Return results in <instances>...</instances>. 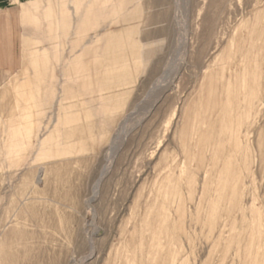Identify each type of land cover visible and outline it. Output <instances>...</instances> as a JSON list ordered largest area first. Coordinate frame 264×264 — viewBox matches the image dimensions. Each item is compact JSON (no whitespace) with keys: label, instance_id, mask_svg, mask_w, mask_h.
<instances>
[{"label":"rangeland","instance_id":"obj_1","mask_svg":"<svg viewBox=\"0 0 264 264\" xmlns=\"http://www.w3.org/2000/svg\"><path fill=\"white\" fill-rule=\"evenodd\" d=\"M2 7L0 264H264V0Z\"/></svg>","mask_w":264,"mask_h":264},{"label":"crops","instance_id":"obj_2","mask_svg":"<svg viewBox=\"0 0 264 264\" xmlns=\"http://www.w3.org/2000/svg\"><path fill=\"white\" fill-rule=\"evenodd\" d=\"M20 14L11 7L0 8V72L19 67Z\"/></svg>","mask_w":264,"mask_h":264},{"label":"bare ground","instance_id":"obj_3","mask_svg":"<svg viewBox=\"0 0 264 264\" xmlns=\"http://www.w3.org/2000/svg\"><path fill=\"white\" fill-rule=\"evenodd\" d=\"M54 23V22H53ZM65 27V26H64ZM137 53V52H136ZM41 56V55H40ZM99 58V57H98ZM46 60V59H45ZM133 61V60H132ZM36 62V61H35ZM38 62V61H37ZM36 64V63H35ZM39 64V63H38ZM45 64V63H44ZM36 66H37V64H36ZM35 66V67H36ZM95 68V67H94ZM37 69V68H36ZM35 69V70H36ZM37 71V70H36ZM40 73V72H39ZM36 76L38 75V74H35ZM38 76H40V75H38ZM39 78V77H38ZM46 78V77H45ZM56 78V77H55ZM34 80V79H33ZM37 83V82H36ZM44 83V82H43ZM33 87V86H32ZM37 87V86H36ZM41 89V88H40ZM37 90V89H36ZM39 91V90H38ZM35 92H37V91H35ZM47 93V92H46ZM46 93H44V94H46ZM43 94V93H42ZM20 95V94H19ZM37 97V96H36ZM40 98V97H39ZM37 99V98H36ZM74 99V98H73ZM78 100V99H77ZM42 101V100H41ZM39 103V102H38ZM43 103V102H42ZM66 106V105H65ZM44 107V106H43ZM45 110V109H44ZM66 110V109H65ZM31 111V110H30ZM61 111V110H60ZM32 113V112H31ZM33 114V113H32ZM50 114V113H49ZM45 117V116H44ZM98 120V119H97ZM26 121V120H25ZM46 121V120H45ZM48 123V122H47ZM37 124V123H36ZM44 126V125H43ZM50 127V126H49ZM41 129V128H40ZM16 134V133H15ZM80 134V133H79ZM54 135V134H53ZM37 137V136H36ZM4 138V137H3ZM38 138V137H37ZM54 138V137H53ZM40 141V140H39ZM70 141V140H69ZM46 142V141H45ZM43 144V143H42ZM4 145V144H3ZM18 146V145H17ZM28 148V147H27ZM8 161V160H7ZM53 182V181H52ZM44 200V199H43ZM39 208V207H38ZM53 227V226H52ZM75 228V227H74ZM25 231V230H24ZM27 234V233H26ZM58 237V236H57ZM27 238V237H26ZM21 239V238H20ZM26 240V239H25ZM29 240H30V237H29ZM28 239L26 240L27 242L29 241ZM39 240V239H38ZM4 242V241H3ZM30 242H31V240H30ZM29 242V246H30V243ZM25 245H26V243H25ZM24 245V246H25ZM27 245V246H28ZM14 248V247H13ZM15 249V248H14ZM23 249H24V247H23ZM25 249H26V247H25ZM31 249V248H30ZM16 250H18V249H16ZM27 250H28V248H27ZM10 251V250H9ZM15 251V250H14ZM13 251V252H14ZM20 251V250H19ZM29 251H31V250H29ZM29 251H28V254H29ZM21 252H23V251H21ZM12 253V252H11ZM15 253V252H14ZM14 253H12V255H15ZM8 254V253H7ZM25 254V253H24ZM31 254V253H30ZM23 255V254H22ZM27 255V254H26ZM24 256V255H23ZM7 257V256H6ZM16 257L17 256H15V258L14 259H16ZM19 257H20V255H19ZM28 257V256H27ZM30 258H31V256H30ZM6 260H8L9 261V258L8 259H6ZM12 260V259H11ZM17 261H18V259H16ZM32 260H34V259H32ZM32 260H28V261H26L25 263H23V261H21V262H16L17 264H34L33 263V261ZM14 261V260H13ZM11 263V262H10ZM14 263V262H13Z\"/></svg>","mask_w":264,"mask_h":264}]
</instances>
